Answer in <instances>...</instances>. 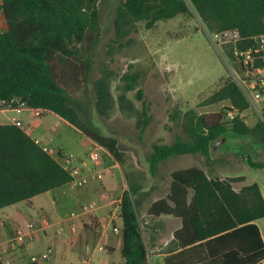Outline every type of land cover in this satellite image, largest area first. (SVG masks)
<instances>
[{
    "label": "trees",
    "instance_id": "1",
    "mask_svg": "<svg viewBox=\"0 0 264 264\" xmlns=\"http://www.w3.org/2000/svg\"><path fill=\"white\" fill-rule=\"evenodd\" d=\"M189 2L209 29L235 28L244 38L264 33V0ZM2 6L7 29L0 33V103L20 98L32 109L54 113L117 157L113 140L90 133L80 123L76 103L55 78L58 62L79 56L89 34L95 39L98 36L96 0H2ZM116 13L117 26L121 21L125 24L144 21L150 29L156 22L190 13V7L185 0H120ZM126 89L133 90L134 85L127 84ZM96 92L99 107L108 93L101 82L96 85ZM137 95L141 97V91ZM222 101H228L239 112L247 108L243 95L231 81L213 93L206 104ZM142 115L145 127L148 117L144 102ZM186 119V139L177 137L171 144L153 146L147 157L152 176L160 163L172 157L200 155L208 161L212 146L228 132L237 136L253 135L264 141V128L260 124L249 128L235 119L228 128L220 117L208 120L205 115H196L193 111L186 114ZM247 164L254 168L264 167V163L249 159ZM171 179L168 198L175 205L165 212L180 215L183 230L188 228L187 237L181 239L183 246L203 240L207 246L210 241L221 243L223 264H254L264 258V245L254 224L257 219L264 218V202L256 185L237 194L229 183L242 180L241 177L212 180L196 167L175 170ZM70 181L69 173L24 131L13 124L0 125V209L61 188ZM187 188H191L194 195L183 212L179 198L186 195ZM137 190L131 187L121 199L123 264H148L147 249L131 200ZM161 204L164 203L156 205ZM219 234L223 235L209 239ZM93 239L96 240V235ZM82 241L80 235L77 242ZM0 264H3L1 259Z\"/></svg>",
    "mask_w": 264,
    "mask_h": 264
},
{
    "label": "rangeland",
    "instance_id": "2",
    "mask_svg": "<svg viewBox=\"0 0 264 264\" xmlns=\"http://www.w3.org/2000/svg\"><path fill=\"white\" fill-rule=\"evenodd\" d=\"M185 1L190 13L156 22L147 29L144 21H121L117 26L120 0H96L98 36L95 39L89 34L79 56L56 64V81L76 103L80 123L90 133L115 142L117 157L108 152L105 159L106 166H113L112 174L107 176L120 195L131 187L138 189L131 195L135 210L143 187L156 185L154 196H165L173 171L205 164L200 155H182L160 163L155 176L149 171L147 157L153 146L171 144L177 137L186 139L189 111L205 115L208 120L220 117L231 127L228 101L206 104L213 93L231 81L229 70L207 38V32L214 30L207 28L189 0ZM100 82L108 96L98 107L96 85ZM130 83L133 90L126 89ZM143 102L148 117L145 127ZM246 125L256 126L255 118L248 117ZM76 130L68 133L76 147L71 150L81 153L90 138ZM225 140L211 153L214 165L226 175H244L247 182L254 176L264 180V170H251L247 164L248 159L264 162V141L231 132ZM246 148L253 152H245ZM259 225L264 233V221Z\"/></svg>",
    "mask_w": 264,
    "mask_h": 264
},
{
    "label": "crops",
    "instance_id": "3",
    "mask_svg": "<svg viewBox=\"0 0 264 264\" xmlns=\"http://www.w3.org/2000/svg\"><path fill=\"white\" fill-rule=\"evenodd\" d=\"M17 120L21 121L25 129H28L25 133L31 139H39L44 144H50L79 157L85 154L86 150L81 153L72 152L71 148L75 150L76 147L70 142L68 133L77 132V130L54 113L45 111L40 118H35L29 110H24L21 115H18L9 105L0 104V125L13 124ZM253 138L259 140L255 136ZM225 141V138H222L217 142ZM213 146L211 153L218 148V145L215 146L216 148ZM262 147L264 150V145ZM245 152L253 151L246 148ZM203 159L205 163L203 167L196 168L201 169L208 179L223 181L241 177L242 180L229 183L232 190L238 194L256 185L264 202V180H256L258 178L254 176L247 182L246 177L240 173L226 175L214 165L215 158L211 154L208 161L204 157ZM192 167L195 166L177 170ZM249 168L254 171L264 170V167L249 166ZM115 189L113 180L105 176L102 181H93L87 187L73 190L66 185L0 209V222L3 223L0 225L1 261L3 264H28L31 256L39 255L51 247L53 249L51 258L39 264H84V262L123 264L122 219L120 206L116 202L122 199L124 193L120 195ZM170 189L171 182L169 190L162 197L154 196L156 185L150 188L143 187L139 192L136 213L147 249L148 264H223L221 243L210 241L211 243L207 246L206 240H203L187 246L182 245L181 239L187 237L188 228L183 230L184 224L180 215L165 212L166 209L174 208L175 205L168 198L171 195ZM148 194L151 195L150 198ZM193 195L194 191L187 188L186 195H181L179 198L183 212L191 203ZM246 198L248 200V193ZM91 201L97 202V208L90 213H84L83 206ZM158 202L164 204L156 205ZM117 211L119 216L115 217ZM71 214L75 216L71 217ZM62 217L65 220L60 224L59 220ZM44 218L47 222L43 221ZM260 221H264V218L257 219L254 224L259 229L264 245V233L259 225ZM30 222L36 227L33 238L19 247L7 245L8 240L14 236L16 228ZM80 235L83 238L82 243L77 242ZM94 235H96L95 241ZM220 235L223 234L209 239Z\"/></svg>",
    "mask_w": 264,
    "mask_h": 264
},
{
    "label": "built area",
    "instance_id": "4",
    "mask_svg": "<svg viewBox=\"0 0 264 264\" xmlns=\"http://www.w3.org/2000/svg\"><path fill=\"white\" fill-rule=\"evenodd\" d=\"M6 26L2 0H0V33L5 31ZM207 38L220 54L229 70L231 82L237 86L247 103V108L241 112L230 106L227 113L228 120L239 119L247 124V118L253 117L255 124H260L264 128V33L244 38L239 30L234 28L208 31ZM0 104L9 105L18 115H21L24 110H29L35 118H40L45 112L41 109L28 107L26 102L20 98ZM13 125L24 132L28 130L19 120L15 121ZM32 140L69 173L71 181L68 187L70 189L87 187L91 182L102 181L105 176L112 174L113 166H106L105 164L108 151L91 139L87 142L85 154L80 157L50 144H44L39 139ZM116 204L120 206L121 200L117 201ZM97 206V202L91 201L83 206V212L90 213ZM72 216L75 215L71 214ZM118 216L119 214L116 213L115 217ZM64 220L65 218H60L59 223L61 224ZM43 221L47 222L46 218ZM0 225L3 223L0 222ZM35 230V224L32 222L19 226L16 228L14 236L8 240L7 245L11 247L22 246L33 238ZM52 254L53 249L48 247L41 254L31 256L28 259V264H39L47 261ZM84 264L89 263L84 262ZM254 264H264V258Z\"/></svg>",
    "mask_w": 264,
    "mask_h": 264
},
{
    "label": "water",
    "instance_id": "5",
    "mask_svg": "<svg viewBox=\"0 0 264 264\" xmlns=\"http://www.w3.org/2000/svg\"><path fill=\"white\" fill-rule=\"evenodd\" d=\"M219 144H220V143H219V142H217L215 146H217V145H219ZM215 146H213V148H216Z\"/></svg>",
    "mask_w": 264,
    "mask_h": 264
}]
</instances>
